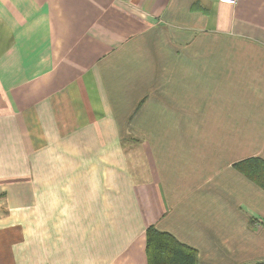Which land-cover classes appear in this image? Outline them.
I'll use <instances>...</instances> for the list:
<instances>
[{"label": "crops", "instance_id": "0c3cea01", "mask_svg": "<svg viewBox=\"0 0 264 264\" xmlns=\"http://www.w3.org/2000/svg\"><path fill=\"white\" fill-rule=\"evenodd\" d=\"M264 0H0V264H264Z\"/></svg>", "mask_w": 264, "mask_h": 264}, {"label": "trees", "instance_id": "16d2710c", "mask_svg": "<svg viewBox=\"0 0 264 264\" xmlns=\"http://www.w3.org/2000/svg\"><path fill=\"white\" fill-rule=\"evenodd\" d=\"M235 167L264 190V159L245 158L235 163ZM144 238L147 264H197L198 262V253L194 247L180 242L170 233L160 231L153 225L146 228Z\"/></svg>", "mask_w": 264, "mask_h": 264}, {"label": "built area", "instance_id": "2783aa9c", "mask_svg": "<svg viewBox=\"0 0 264 264\" xmlns=\"http://www.w3.org/2000/svg\"><path fill=\"white\" fill-rule=\"evenodd\" d=\"M217 1L227 4H233V5L236 3V0H217Z\"/></svg>", "mask_w": 264, "mask_h": 264}]
</instances>
